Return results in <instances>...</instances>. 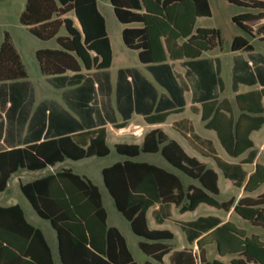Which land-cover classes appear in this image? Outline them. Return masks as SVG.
I'll return each mask as SVG.
<instances>
[{"label": "trees", "instance_id": "16d2710c", "mask_svg": "<svg viewBox=\"0 0 264 264\" xmlns=\"http://www.w3.org/2000/svg\"><path fill=\"white\" fill-rule=\"evenodd\" d=\"M109 1L119 22L137 24L125 27L121 36L125 46L136 50L143 63L197 57L221 43L217 29L195 25L198 17L210 16L208 0ZM227 1L249 9L234 15L233 23L250 37L264 35V24L253 28L264 18V0ZM69 13L72 16H67ZM18 20L37 38L56 40L57 48H40L35 52L42 75L104 69L111 64V46L97 0H25ZM61 28H65V34H59ZM252 49L245 37L235 36L231 42L233 51ZM26 76L20 55L8 32H4L0 44V82ZM263 97L264 88L237 95L240 113L236 117L227 99L202 102L201 118L206 121L205 127L216 132L225 151L233 157L247 151V156L236 163L223 160L212 142L195 133L187 119L174 123L197 151L215 161L225 178L236 187L243 186L246 195L235 203L233 198L217 200L213 196L219 192L216 171L189 156L160 130L147 133L141 146L116 144V151L129 157L140 151H159L172 166L198 182V185L184 186L171 171L129 159L102 169L104 184L116 209L129 222L134 234L149 240L139 242L145 254L161 261L171 250L165 240L171 239L173 233L167 229H150L147 225L146 212L155 204L158 206L152 210V216L156 224L171 217L173 205L184 212L206 203L225 211L233 206L240 217L264 230V190L251 195L264 184V164L256 163L250 173L245 166L257 155L250 133L264 121ZM192 109L198 112L196 107ZM166 116L160 113L147 120L161 122ZM105 137V129L100 127L0 150V191L19 169L39 170L66 158L107 155ZM19 187L35 212L55 230L61 264H138L123 234L107 224L99 188L89 179L71 168H62L20 183ZM177 223L189 244L196 241L198 251L173 250L169 254L172 264H264V241L254 234L248 236L232 222L221 223L218 216L206 215ZM211 243L220 256H232L230 261L207 260L204 247ZM0 264H54L42 230L27 221L18 204L0 205Z\"/></svg>", "mask_w": 264, "mask_h": 264}, {"label": "crops", "instance_id": "0c3cea01", "mask_svg": "<svg viewBox=\"0 0 264 264\" xmlns=\"http://www.w3.org/2000/svg\"><path fill=\"white\" fill-rule=\"evenodd\" d=\"M219 1L223 2V0ZM224 1L225 3L231 4L227 0ZM208 3L211 10V14L210 16H208V18H210L212 17L210 0H208ZM24 5L21 11L24 9ZM97 7L101 12L98 2ZM237 7H239L240 9L237 12H231L229 15L231 21L234 15L249 11L248 8L240 6ZM111 8L115 19L119 23V26L118 28H116V32L114 33V37L112 38L109 31L107 19L101 12L105 19L106 31L112 51L111 64L109 67L104 69H81L79 71H66L62 74L57 75H42L40 72L38 61L35 57L36 50L40 48L57 47H45L41 45L32 48L28 52V56L30 58V66L32 69V71L30 72L28 70L26 62L24 61V57L20 49L15 44V41L11 34L8 33L10 35V40L13 46L20 55L27 76L23 79L0 82V150L20 147L29 143L40 142L48 138H55L66 134L72 135L83 131L94 130L103 127L106 133L105 141L109 148L108 154H110L111 147L108 144V138L110 135L113 136V148L116 151V144H134L137 146H141L147 133L152 130H160L165 135H167L169 139L175 140L189 156L195 157L198 161L204 163L207 167L212 168L216 171L218 175L217 182L219 192L218 194L213 196L217 199V196L220 194L219 176L220 173L222 174L221 170L217 167L215 161L211 157L205 156L197 151L189 143L185 135H183L176 127H174V123L187 119L195 133L203 138L209 139L212 142L217 154L223 160L236 163L244 159L247 156V151L237 157L230 156L222 147L216 135V132L213 129L205 127L206 121L202 120L201 118L202 102L212 99H216L218 101L227 99L231 104L232 113L236 117L240 113V109L236 104V96L252 90L264 88V35L255 34L253 37H250L240 28L248 36V38H245L252 44L253 49L251 51L231 50V42L233 38L235 36L244 37L239 33H233L229 42V49L225 51V49L223 48L220 28L215 25L200 24V22L202 21L201 19L207 17H198L196 19V27L215 28L219 31L221 41L219 46H215L209 50L202 51L200 55L193 58L184 57L175 60L168 58L165 61L161 62L143 63L139 60L138 52L136 50L130 49L125 46L121 36L122 30L125 27L135 26L137 24H123L119 22L116 18L112 5ZM67 16H72V14L69 13L67 14ZM75 24L78 25L77 19H75ZM261 24H264V18L257 21L253 25V28H256V26H259ZM3 38L4 34L0 41V44L3 41ZM253 41H259V47L261 48L260 51L256 52V47L253 44ZM262 104L264 107V97L262 98ZM192 107H196L198 109V112L193 111ZM160 113L167 114L164 121L155 122L147 120V117H153ZM262 116L264 118V112ZM194 119H198L200 121L201 130H198L196 128ZM116 124L122 126L116 127ZM210 131L214 132V136L210 134H204L209 133ZM250 138L253 141V147L257 149V155L251 164H245L249 173L254 170L256 163L264 164V121L259 129L251 131ZM217 143H219L221 148L228 155V158L220 154ZM116 153L119 155V159L115 162L129 159L136 162H146L149 164H154L175 173L180 178L184 186H187L189 184L198 185V182L196 180L188 177L183 172L172 166L160 154L159 151H140L136 156L133 157L120 154L117 151ZM155 154H160L165 163H167V166L158 165L154 163V161L145 159V156L148 157ZM261 154L262 157L260 156ZM107 155H92L77 160L66 158L63 161L57 162L54 165L50 166L54 167L58 165L57 170L62 168H71L69 165L64 166V164L87 160L92 157H105ZM208 159H210L212 162H209ZM19 170L12 173L11 176L16 174ZM78 174L89 179L84 174ZM11 176L9 177V179L11 178ZM20 183L23 182L19 181V185ZM230 183L232 184L231 181ZM233 186L236 187L235 185ZM236 188V193L230 195L225 200L233 198L235 203L239 198L246 195V192H244L243 190V186ZM263 190L264 184L251 195L255 196L258 193H261ZM200 204H198L197 207ZM0 205L9 206L13 204ZM157 206L158 204L151 206L146 212L147 225L150 229H167L171 231V229L164 227L166 221H171L181 230L177 221H189L176 218L174 216L175 212L183 214L189 211L180 212L179 208L173 205L171 217L169 219H166L161 224H156L152 216V210ZM197 207L192 211H195ZM223 211L225 212V217L223 218L214 214L206 215L218 216L221 219V223L227 221L232 222L230 217L226 216V214H235L239 218L243 219L233 211V206L228 211ZM23 213L25 216L24 210ZM150 219H152L153 225L150 223ZM243 220L247 221L245 219ZM232 223L237 228L243 229L248 236L250 235L244 228L238 226L234 222ZM31 224L34 225L33 223ZM250 225L253 226L251 223ZM34 226L38 227L36 225ZM43 234L51 249L53 262L54 264H56V259L60 261L56 233L55 238L52 241V245L51 243H49L44 232ZM138 237V247L139 242L141 241L149 242V240L141 236ZM173 237L169 240H165V242L171 246V250L169 253H166L162 257L161 261H156L151 256L145 254L140 249V247L139 249L146 255V258L141 263H138L136 260L135 261L138 264H142L146 261H149L153 264H172L169 261V254L173 250L193 248L194 251H198L196 241L193 242V244H189L186 238V244H184L181 248H176L172 243ZM260 240L264 241V239L261 238ZM211 247L213 248V256L212 258H209L207 250ZM204 249L205 257L207 260L220 259L224 262H229L232 258V256L230 255L220 256L216 250V246L214 243L206 245Z\"/></svg>", "mask_w": 264, "mask_h": 264}, {"label": "rangeland", "instance_id": "374dc122", "mask_svg": "<svg viewBox=\"0 0 264 264\" xmlns=\"http://www.w3.org/2000/svg\"><path fill=\"white\" fill-rule=\"evenodd\" d=\"M25 0H0V41L3 37L4 32H8L13 37L15 44L20 49L24 61L28 67V70L31 72L30 66V58L28 56V52L37 46H45V47H58L55 41V38L41 41L40 39L36 38L35 36L31 35L27 29L19 23V13L24 5ZM99 8L101 12L104 14L105 18L107 19L109 31L111 33L112 38L114 37V33L116 32V28H118V22L113 15V11L109 0H97ZM211 2V9H212V17L210 18H203L200 24H209L215 25L220 28L223 48L225 51L229 49V42L233 33H239L244 37L248 36L235 24L233 23L229 15L231 12H237L240 8L225 3V1L219 0H210ZM256 26V25H255ZM257 27V26H256ZM255 28V27H254ZM65 28H61L59 34H65ZM253 44L256 47V52L260 51L261 48L259 47V41H253ZM195 126L198 130H201V123L198 119H194ZM214 136V132L210 131L209 133ZM108 144L111 147V152L105 157H92L87 160L72 162L70 164H64V166H70L74 171L86 175L100 190L103 205L107 211L108 215V224L114 225L120 229V231L124 234L129 249L134 257V259L141 263L145 258L146 255L139 249L138 247V240L139 237L136 236L130 229L128 221L119 213L116 209L114 202L106 190L102 175L101 169L104 166L110 165L116 160L119 159V155L113 148V136L110 135L108 138ZM185 144V143H184ZM187 146V145H186ZM218 150L220 154L226 158L228 155L225 151L221 148L219 143H217ZM188 148V147H187ZM262 157V154L260 155ZM145 159L149 161H154V163L158 165H166L165 161L161 157L160 154H155L152 156H145ZM209 162H212L208 159ZM70 162V161H69ZM58 165L56 166H48L41 170L29 171L27 169H20L16 174L12 175L8 181L7 187L4 191L0 192V204H19L24 212L25 216L29 222L33 223L34 225L40 227L42 231L45 233L49 243L52 245V241L55 238V231L51 227L48 220L41 218L35 210L30 205L29 201L25 198L22 192L19 189V181L27 182L34 178L40 177L42 175L52 173L57 170ZM185 176V175H184ZM219 186H220V194L217 196L218 200H225L230 195L235 194L237 188L234 187L230 181L223 177L220 173L219 176ZM206 214H214L218 215L219 217H225V212L223 210H219L213 208L207 204H200L195 211L185 212L183 214H179L178 212L174 213V216L181 220H191L195 219L199 215H206ZM226 216L230 217L231 221L237 224L238 226L244 228L248 234H257L261 239H264V230L255 226H251L250 223L244 221L243 219L239 218L235 214ZM150 223L153 225L152 219H150ZM164 227L171 229L174 233V237L172 239V243L176 248H181L184 244H186V240L184 237L183 232L175 226L171 221H166ZM209 258L213 256V248H209L208 250ZM56 264H61L58 259H56Z\"/></svg>", "mask_w": 264, "mask_h": 264}]
</instances>
